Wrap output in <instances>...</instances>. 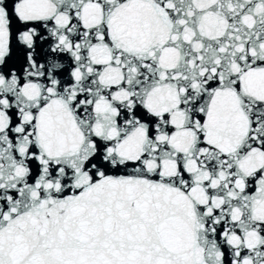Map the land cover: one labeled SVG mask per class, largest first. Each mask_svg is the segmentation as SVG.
Returning a JSON list of instances; mask_svg holds the SVG:
<instances>
[{
	"label": "snow or ice",
	"instance_id": "obj_1",
	"mask_svg": "<svg viewBox=\"0 0 264 264\" xmlns=\"http://www.w3.org/2000/svg\"><path fill=\"white\" fill-rule=\"evenodd\" d=\"M0 264H264V0H0Z\"/></svg>",
	"mask_w": 264,
	"mask_h": 264
}]
</instances>
